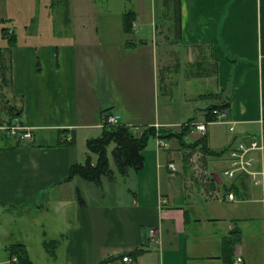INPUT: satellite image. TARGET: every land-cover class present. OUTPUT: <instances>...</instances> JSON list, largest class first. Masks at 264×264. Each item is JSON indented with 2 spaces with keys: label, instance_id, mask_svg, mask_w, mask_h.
Masks as SVG:
<instances>
[{
  "label": "crops",
  "instance_id": "crops-1",
  "mask_svg": "<svg viewBox=\"0 0 264 264\" xmlns=\"http://www.w3.org/2000/svg\"><path fill=\"white\" fill-rule=\"evenodd\" d=\"M137 1L128 0L131 8L116 15L89 0L51 1L37 38L30 27L24 35L10 28L11 8L0 0V31L9 28L16 41L8 47L1 32L9 80L4 96L19 110L15 116L0 109L7 116L0 125L16 118L33 135L21 140L0 130V264L17 261L10 254L16 245L27 248L33 264H123V256L138 250L130 256L134 264H228L225 258L234 264L239 257L248 264L252 239L264 235V177L259 186L240 174L227 180L225 154L187 147L204 136L209 151L264 138V0H161V20L156 6ZM126 16L134 19L129 34ZM171 46L183 50L177 54ZM182 78L214 81V87L207 93L183 88L188 113L181 117L171 101L164 109L158 104L159 93L164 101L173 96ZM208 97L215 103L203 112L197 104ZM214 105H227L224 123L206 122ZM192 112L202 121L188 118ZM106 115L119 116L130 130L207 124V131L199 136L190 127L186 147L177 140L172 149L143 153L142 170L103 177L101 188L68 180L71 168L90 155L87 141L102 135ZM256 156L264 170V154ZM106 185L120 186L115 201L87 205L83 189L98 202L96 191ZM229 192L234 202L226 200ZM260 217V225L249 224ZM33 238L31 249L24 240Z\"/></svg>",
  "mask_w": 264,
  "mask_h": 264
},
{
  "label": "rangeland",
  "instance_id": "rangeland-1",
  "mask_svg": "<svg viewBox=\"0 0 264 264\" xmlns=\"http://www.w3.org/2000/svg\"><path fill=\"white\" fill-rule=\"evenodd\" d=\"M1 1L5 2L6 5L10 6V8H11V13L9 15H10V17L13 16L14 19H12L13 20L12 22H8V25L10 26V28L16 29L17 33L24 35L26 33L25 27H30L29 30L32 31V33H30V34L32 36L38 38V37L42 36V34L44 33L45 28H44L43 20L45 17V10H46V7L50 5L51 1H54V2L59 1L60 4L65 5V3L69 2L70 0H1ZM89 1H90V4H93L96 6L112 8L114 15H116L117 12H119V11H124L126 9L131 8L128 0H89ZM160 1L161 0H138L137 6L140 5V2H142L143 5L147 8H149L150 5L152 7L156 6L158 20H161V17H162L164 12L163 13L161 12ZM0 5H1V2H0ZM172 6H173V4L171 5V7ZM12 11H13V13H12ZM165 14H166V12H165ZM117 18L118 17H116V19L114 21H119V18L118 19ZM32 19H34V20H32ZM33 28H35V29H33ZM0 34H1V31H0ZM4 45H6V43H4ZM153 46L156 49L157 46H155V45H153ZM162 47H164V46L163 45L158 46V49L161 50ZM171 47H172V51L174 53H177V54L181 53L183 50L182 47H180V46H175V47L171 46ZM1 57L2 58L4 57V61H1ZM182 61L184 62V60H182ZM0 63L4 68H5V66H7V60L5 59V54L0 55ZM188 68H189V70L187 71L185 77H188V72L192 70L190 67H188ZM182 69H183V71L185 70L184 65H183ZM8 87L9 86L7 85V83H3V81H1V83H0V109L1 110L7 109L8 113H9L8 108L12 107V105H9V103L6 102V98L4 96L6 94L5 92L7 91ZM213 87H214V81H213V86H212L206 82H202L199 80H197V81L191 80L188 82V80L186 78H182L181 82L177 83V85L173 87V89H172V95L173 96H164L166 98L164 101L163 97H162V93H159L158 107H160V103H163V104H161V109L167 108L168 107L167 103L169 101H171L172 102L171 106H173L176 109V112L179 113V115H181V117H182L186 113H188L185 110V114H183V111H182L183 106H182L181 102H183V100H182V89L183 88H186L189 91L207 93L208 91L211 92ZM164 103H166V105H164ZM214 103H215L214 100L212 98L208 97L204 101H199L197 104V107L198 108L201 107L202 111L204 112L207 107H210ZM6 117L7 116L3 113V111H0V119H4ZM188 118H193L195 120L202 121V117L199 114V112H197V114L196 113L193 114V112H192V114ZM193 119H191V120H193ZM179 127L180 126L177 125V127L174 128V130H179ZM217 128H219V127H217ZM222 128H224V127H222ZM145 129H146L145 126H140V125L132 127V130L137 137L142 136ZM175 141H177V140L174 139V140L167 142L166 139H161L158 137H155V138L152 137V138H150V140H148L147 147H146L144 153L148 152V154H151L153 156V154L155 153L156 150L163 149V148H160L158 146L159 142H163V143L167 142L169 145H171V149H172ZM81 144L83 145V143H81ZM114 146L115 145L112 144L108 148V154H109V159H110V168L113 171V178L112 179H114L115 174L119 173V171L117 170V168L114 164V160L112 157V150L114 149ZM167 148H170V146H168ZM83 149L85 150L86 147H83ZM152 156L149 157V161L147 158V165H149V166L152 165ZM91 157H92V160L95 161L96 156L91 154ZM130 171L132 172L133 170H130ZM135 175H136V172L132 175V177ZM148 175L150 176V174H148ZM117 178H119V177H117ZM112 179H110V180H112ZM87 182H84V184L91 186V188H95V186H97L91 182H89L91 184H89ZM105 187H106V190L100 191V193L98 191H96V194L98 196L97 199L99 200L98 202H96L94 199H92V197L90 196V193L86 190V188L83 189L86 199H84V194H80V192H78V193L82 196L84 201L88 203L87 205H94L97 203H100L98 205H101V204L109 205L110 203L115 201L114 196H115L116 190L120 186H118L116 189L114 188L113 185H111L110 187H108V185H106ZM238 200H239V202H241V199H238ZM259 206H260V210H261L262 205H259ZM261 221H262V217L257 218L256 220H252L249 224L253 223L256 225H260ZM20 222H22V221H20ZM260 235H261L260 237H254L252 239V245L248 248V250L250 251L249 257H248V264H264V235L262 232H260ZM35 240H36V238H33L32 240H29V241H26V239H25L24 241H25V244H27L29 248L34 249L36 247ZM24 248H25V246H24ZM25 249L27 250V248H25ZM46 249L49 251H52L54 248L52 246H47ZM8 254L9 253H6L5 251L3 253V255L5 257H8Z\"/></svg>",
  "mask_w": 264,
  "mask_h": 264
},
{
  "label": "trees",
  "instance_id": "trees-1",
  "mask_svg": "<svg viewBox=\"0 0 264 264\" xmlns=\"http://www.w3.org/2000/svg\"><path fill=\"white\" fill-rule=\"evenodd\" d=\"M127 16H129V14H127ZM127 16L125 18V32L129 34L132 31V24L134 19L129 18ZM1 32L3 38H8V47H11L16 43V41H14L12 38L9 39V37L12 35L9 32V28H3ZM0 72V79H2L1 81L9 85V80L5 77V68L1 64ZM227 105H223L221 107L219 105H214L210 109H208V113L206 115V122L213 123L214 121H216V117L214 116L213 111L215 109L225 110V108H227ZM8 110L10 114H14L15 116H17L19 113V110H17L13 106L8 108ZM189 129V124L183 126V129L177 132L174 130L164 129H161L159 132H157L154 127H150L145 129L142 136L137 137L132 131V129L130 130L125 125L104 126L102 135L100 137L90 138L87 141V149L90 155L86 157L84 163L76 164L71 168L68 180H72L75 177H79L101 188L103 177H108L110 179L113 178V171L110 168V159L108 154V148L112 144L115 145L114 149L112 150L114 164L122 176H127L130 170L138 172L143 169L145 164V156L143 153L147 147V143L150 138L158 137L169 141L175 139L178 140L182 144V146L184 145V147H186V145L184 144V138L190 133ZM187 147H201V150H203L206 154L215 157L224 155L228 149L225 148L220 151H209L206 147L205 136L199 139L197 142L191 145H187ZM91 154L97 157L96 161L92 160ZM226 246H228V241L226 242ZM142 252L143 250H138L136 252L123 256L122 259L126 256L136 258L140 254H142ZM10 254L12 258H17V261L14 264H33L30 260L27 250L24 248L23 245H16L11 247ZM109 261L111 260H104L100 264H107L109 263ZM225 261L228 264H232L226 258Z\"/></svg>",
  "mask_w": 264,
  "mask_h": 264
},
{
  "label": "built area",
  "instance_id": "built-area-1",
  "mask_svg": "<svg viewBox=\"0 0 264 264\" xmlns=\"http://www.w3.org/2000/svg\"><path fill=\"white\" fill-rule=\"evenodd\" d=\"M216 121L213 123H224L227 119V112L225 110L213 111ZM103 127L104 126H122L120 122V117L116 115H106L103 117ZM207 124L190 125L192 127L191 133H197L199 136H203L207 129ZM0 130L6 132L9 136L15 137L21 140H32L33 135L31 134L30 128L20 124L19 120L16 118L9 124L0 125ZM230 133H235V123L230 124ZM71 140V137L68 138ZM158 146L160 148L166 149L169 144L167 142H159ZM258 152L264 154V138L252 136L250 138L238 139L233 145L228 147L225 155L227 156V167L223 171V176L230 181H233L239 174L246 176L254 186H259L262 183V178L264 177V170L257 167L259 161L257 159ZM169 169L175 171L174 164L169 165ZM218 198V197H217ZM221 198V197H220ZM221 200H223L221 198ZM226 200L229 202H234L236 200L235 194L229 192L226 195ZM151 239L156 236V231L154 229L150 230ZM155 243L161 244L160 240L156 238ZM123 264H134V260L130 256H126L122 259ZM234 264H243V260L239 257L236 259Z\"/></svg>",
  "mask_w": 264,
  "mask_h": 264
}]
</instances>
